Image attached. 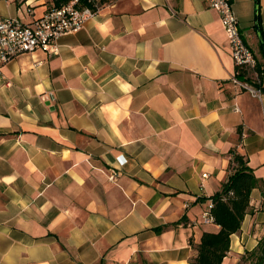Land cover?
I'll use <instances>...</instances> for the list:
<instances>
[{
    "label": "crops",
    "instance_id": "0c3cea01",
    "mask_svg": "<svg viewBox=\"0 0 264 264\" xmlns=\"http://www.w3.org/2000/svg\"><path fill=\"white\" fill-rule=\"evenodd\" d=\"M101 1L58 53L2 67L0 264H189L219 229L202 215L230 151L258 179L220 263L243 264L264 235V91L230 77L264 89L256 0H231L253 68L234 65L205 0ZM52 4L0 0V17L29 22ZM257 17L264 34V0Z\"/></svg>",
    "mask_w": 264,
    "mask_h": 264
},
{
    "label": "built area",
    "instance_id": "2783aa9c",
    "mask_svg": "<svg viewBox=\"0 0 264 264\" xmlns=\"http://www.w3.org/2000/svg\"><path fill=\"white\" fill-rule=\"evenodd\" d=\"M205 1L219 14L234 65L237 68L255 67L256 58L243 39L231 0ZM86 2L89 4L80 5L79 0H70L59 7L51 6L42 15L33 17L29 22H23L15 17H0V83L9 84L2 72V67L16 55L35 49H43L52 55L58 53L59 37L81 29L101 10L103 5L101 0H86ZM230 81L252 97L260 98L262 89L240 80L238 72L231 75ZM205 176L206 174L202 173V177ZM115 178L116 172L111 169L109 179ZM211 207L212 200L203 212L204 223L213 221L210 215Z\"/></svg>",
    "mask_w": 264,
    "mask_h": 264
},
{
    "label": "trees",
    "instance_id": "16d2710c",
    "mask_svg": "<svg viewBox=\"0 0 264 264\" xmlns=\"http://www.w3.org/2000/svg\"><path fill=\"white\" fill-rule=\"evenodd\" d=\"M52 6L59 7L70 0H51ZM80 5H88L86 0H79ZM258 13V7H257ZM258 27L260 25L258 22ZM261 43L264 46V34L259 31ZM264 91V89H262ZM233 170L221 184L220 190L211 195L212 207L210 215L212 222L219 225L216 232L203 231L200 241L194 246L195 255L189 264H220L229 250L230 235L236 232L249 205V195L257 187L258 179L246 165L243 156L230 151ZM241 262L253 261L254 264H264V235L256 247L246 251L241 256Z\"/></svg>",
    "mask_w": 264,
    "mask_h": 264
},
{
    "label": "water",
    "instance_id": "95a60500",
    "mask_svg": "<svg viewBox=\"0 0 264 264\" xmlns=\"http://www.w3.org/2000/svg\"><path fill=\"white\" fill-rule=\"evenodd\" d=\"M257 7H258V0L255 1V14H256L255 25H256V28H257V33H259L258 23H257Z\"/></svg>",
    "mask_w": 264,
    "mask_h": 264
},
{
    "label": "rangeland",
    "instance_id": "374dc122",
    "mask_svg": "<svg viewBox=\"0 0 264 264\" xmlns=\"http://www.w3.org/2000/svg\"><path fill=\"white\" fill-rule=\"evenodd\" d=\"M243 264H254L253 261H244Z\"/></svg>",
    "mask_w": 264,
    "mask_h": 264
}]
</instances>
